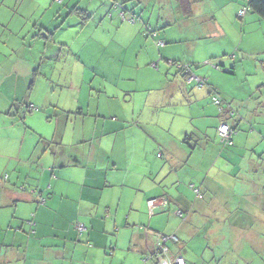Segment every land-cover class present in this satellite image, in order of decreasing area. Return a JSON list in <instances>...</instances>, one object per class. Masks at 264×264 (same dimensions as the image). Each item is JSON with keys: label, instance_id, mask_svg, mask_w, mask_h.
Here are the masks:
<instances>
[{"label": "crops", "instance_id": "0c3cea01", "mask_svg": "<svg viewBox=\"0 0 264 264\" xmlns=\"http://www.w3.org/2000/svg\"><path fill=\"white\" fill-rule=\"evenodd\" d=\"M25 1L0 0V64L5 66L3 70L0 66V264H160L161 261L156 260L154 255L160 243L159 234L176 238V241L166 242L168 260L180 256L185 264H196L194 256L182 253V236L178 235V231L188 222L189 215L184 217V213L188 210L191 212L193 205L190 206L191 202L183 194L170 193L168 188L165 191V187L174 186L176 180L172 175L162 180L161 172L153 168L156 165L154 152L157 141L153 138L155 143L150 146L149 139L136 138L140 133L133 132V129L139 130L140 126L145 128L148 124L139 115L135 117L130 114L131 119L127 117L130 111L128 102L135 97L131 96V91H122L117 82L132 81L130 74L120 69L115 77H102V72L99 74L104 79L100 81L99 77H95L96 93L90 95L92 105L89 103L86 107L87 117H90L91 109L96 116L91 126L86 125L80 97L71 94L73 90L68 92L72 97L66 111L62 99L55 107L61 108L62 114L67 115L58 131L54 128L56 131L52 133L43 132L25 126L34 120L39 126L49 123L44 120L48 119L46 114L51 105L36 97L42 85L40 81L43 83L46 80L41 66L43 63L50 65L51 59L58 60L56 55L49 54V50L53 48L62 51L65 47L64 41H56L54 36L65 28L68 17H77L79 21L73 24L74 42L92 22L89 42L92 43L91 47H103V43L108 46L110 52L107 64H135L136 68L131 67L135 72L148 63H157L159 72H169L171 66H161V55L159 60H154L153 45L146 51L145 61L135 58L133 63L128 51L134 47L137 40L133 39L137 38L141 27L132 26L135 21L129 26L114 28V23L117 26V22L125 21V17L117 12L107 13L105 18V11L97 7L93 10L79 8L77 4L71 9L65 6V11L49 13L41 0H33L38 9H21L19 6ZM62 1L58 0L60 4ZM39 8H42L41 11ZM213 20V30L221 33L219 37L224 38L225 31L220 29V21ZM66 27L69 31L72 28L68 25ZM156 37L159 38V34ZM140 46L139 41L138 52L144 48ZM127 48L128 51H125ZM34 49L38 51L35 54ZM160 49L164 55L169 51L166 47ZM172 59L174 63V60H181L175 57ZM184 63L195 64L189 58ZM177 73L174 83L180 92L175 91L170 97H178L180 101L173 100L171 106L178 104L190 114L187 117L189 124L184 129L193 132L188 134L182 131L186 136L182 142L177 138L179 141H175L173 148L171 143H166L164 148L170 153L172 150L179 151L182 156H186V162L190 158L189 152L193 155L198 148V144H195L189 149L187 141L192 140L195 131L201 135L202 130L212 128L215 137L219 138L220 147L227 151L219 153L217 148V153L212 154L216 149L214 144L209 146L210 138L206 137V145L201 142V163H197L194 175L203 176L200 189L201 200L205 202H201L200 208L204 210L205 216L208 215V219L214 209L210 204L214 200L210 196L213 197L214 192L223 189L219 176L225 179V186L232 177L233 166L238 165L240 172L244 159L259 162L253 144L259 145L262 135L257 136L251 128V133L242 138L238 129L235 131V127L223 123L220 118L209 122L206 107L210 91L194 87L185 90L187 85L181 68L177 69ZM73 78L74 81H81L78 79L79 73H75ZM23 80L25 83L22 85ZM77 93L79 95L80 91L77 90ZM220 94L226 96L224 92L220 91ZM103 97L104 101L101 100ZM19 106H23L21 116L18 114ZM38 106L42 112H35ZM74 107L78 110L76 112L80 124L77 120H70ZM101 112L110 121L101 118ZM225 112H230L228 116L234 113L230 108ZM157 124L158 121L152 123L155 126ZM222 124H227L232 131V146H222L224 144L218 132ZM77 126L80 128L79 133L76 132ZM140 142L142 153L138 154L137 145ZM248 144L252 147L248 148ZM147 145L150 146L149 152H146ZM246 153H249L248 158H245ZM169 157L173 159L176 156L169 154ZM261 157L260 164L263 160ZM227 159H232V163L237 165L229 164ZM174 162H170V169H176ZM253 163L248 165L250 186L241 190L246 193L250 188L249 194H245L247 201L238 202L237 207L227 215L229 222L239 228L252 223L264 225V165L259 164L257 167ZM260 173L263 179H255L253 175L258 176ZM210 174L216 180L215 183L210 179ZM191 183L190 187L195 188L192 180ZM160 192H163V196L159 195ZM206 196L208 198L204 200ZM151 201L155 202L153 206L149 205ZM165 210L175 218L158 216L155 221L157 214ZM76 223L85 226L81 234L75 229Z\"/></svg>", "mask_w": 264, "mask_h": 264}, {"label": "rangeland", "instance_id": "374dc122", "mask_svg": "<svg viewBox=\"0 0 264 264\" xmlns=\"http://www.w3.org/2000/svg\"><path fill=\"white\" fill-rule=\"evenodd\" d=\"M31 1L33 0H26L19 7L21 9L28 7L38 9L33 4L34 1ZM189 1L192 2L193 6L191 7L193 10L191 18L181 15L177 0H63L62 4L58 0H41L46 5L49 13L56 10L57 12L65 11V6H69V9H71L77 4L79 8H89L91 10L97 7L100 11H105V18L107 13L117 12L118 15L121 14L125 17V21L117 22V26L114 23V28L119 26L123 28L134 24L129 21L133 18L136 23L132 26L141 27L140 32L136 35L137 38L133 39L137 40L134 47L129 51L128 48L125 50L128 51V56L132 58L133 63H135V58L145 61V53L153 45L154 60H159L161 55L163 58L161 66L164 64L171 66V70L169 72L166 70L159 72L157 63L152 65L148 63L144 68L141 66L136 72L135 69H131V67L136 68L135 64L122 66L107 64V56L110 52L108 46L103 43V47H91L92 43L89 42V34L93 26L92 22H90L85 33L79 35L77 41L74 42L75 26L73 24H75V21H79L76 19L77 17H68L66 18L65 28L54 36L56 41H64L65 47L62 51L60 49V52L53 48L49 50V54L51 56L56 55L58 60L54 61V59H51L50 65L43 63L41 66L46 80L43 83L40 81L42 85H40L36 97L39 101L51 105L49 106L48 114H46L48 119L44 120V122L48 121L49 123L39 126L37 121L34 120L32 124L29 122L25 126L29 127L28 129L30 130L35 128L43 132L50 131L52 133L53 131H58V127L67 115L62 114L61 108L55 107L57 102L62 99V102L64 101V111H66L70 106L71 94L80 97V106L84 110L85 123L90 125L94 122L96 116L94 117L91 109L90 117H87L86 107L90 103V95H95L96 93L97 78L95 77H99L100 81L104 79L102 77L109 78V75L115 77V73L117 74L122 69V72L130 74L132 81H118L117 83L121 90L131 91V96L135 97L128 102L130 111L127 117L131 119L130 114L135 115V117L139 115L140 119L148 124L145 128L140 126L139 130L133 129V132L137 133L138 131L140 133L136 138L149 139L148 144L150 146L155 143L153 140L155 138L158 144L155 145L154 158L156 165L153 168L161 172L162 180L169 175L174 176V181L176 180L174 186H166L165 191L168 188L170 193L183 194V197H187L188 201L191 202L190 206L193 205L191 212L188 210L187 213H184V217L189 215L188 222H186L187 225L183 224V229L178 231V235L182 236L180 243V247L184 250L182 253L189 257L194 256L196 264H264V249L261 250L264 247V225L252 223L239 228L233 226L227 217L228 213L232 212L234 207H237L238 202L247 201L245 194H249L250 188L247 189L246 193L241 190H245V188L250 186L248 165L253 163V161L244 159L242 164L240 163L241 170L239 172V166L232 163L233 158L231 161L227 159L230 161L229 164L237 166H233L234 172L232 177H230V181L225 183V186V179L219 176L223 189L214 192V198L210 196L214 200V202L210 203L214 209L210 212L209 218L206 219L208 215L205 216L204 210L200 208L201 202L205 201H202V198L198 199L193 188L190 187L192 180L197 188H201L200 183L203 176H195L196 165L201 163V142L206 145V137L210 138L209 146L214 144L216 149L213 150L212 154L217 153V148H219V153L222 151L226 153L227 151L220 147L219 138L215 137L212 128L207 131L202 130L201 135H197L199 133L195 131V136L192 137V140L187 141L191 146H188L189 149L195 144H198V148L193 155L189 152L190 158L186 162H184L186 156H182L179 151L172 150L170 153L164 148L166 143H171L173 148L175 141L181 140L182 142L183 138L186 137L182 131H185L186 129L184 128L189 124L187 117L190 114L178 104L171 106L173 100H180L178 97L170 96L175 94V91L180 92V90H176L174 83L176 74H178L177 69L182 66H188L196 77L205 80L206 85L203 88L205 92H208V90L212 91L207 96L206 109L208 110L209 122L215 121L214 118H220L223 123H229V125L235 127V131L238 129V134L242 138L245 137V134L251 133V128H253V132L257 136L261 134L262 142L259 145L253 144V149L256 155L259 156V162L253 164L258 167L260 157L263 156L261 157V160L263 158L261 164L264 165V89L260 86L264 83V74L261 68V60L264 58V18L250 11H247L243 16H239L240 11L247 8V0ZM41 9L39 8V11ZM88 11L90 12V10ZM213 19L220 21V29L225 31L224 38L219 37L221 33L213 30ZM67 25L73 29L71 28L69 31L66 27ZM50 31L52 30L50 29ZM157 34H159V38L156 37ZM176 38H179V40H175ZM139 41L141 43L140 47L144 48L142 51L139 49L138 52ZM159 42L163 44L160 48H168L169 51L167 54L165 53L166 55L161 52L158 46ZM82 44H85V46ZM189 47L190 52H188ZM37 52L36 49L33 50L34 54ZM172 57L181 60H174L176 61L174 63L172 62ZM187 58L191 62H195V64L184 63ZM27 59L29 61L30 57L27 56ZM0 66L2 70L5 68L1 64ZM129 69L130 72L128 71ZM99 72L104 73V76L99 74ZM75 73H79L78 79H81V81H74L73 76H75ZM179 81L181 80L179 79ZM24 83L23 80L22 85ZM192 87H194V84L189 87L185 86V90ZM69 90L76 92L68 94ZM77 90L80 91L79 95ZM220 91L224 92L226 96L220 94ZM120 96L123 97L124 94L121 93ZM214 96L220 99L224 111H228L230 108L234 113L230 116H228L230 112L219 114L218 107L212 102ZM101 100L104 101V97ZM90 104L92 105V103ZM22 109L23 106L18 107L19 116L22 115ZM38 111H43L40 106L35 112ZM71 111L73 114L70 120L72 122L77 120L78 124H80V119H78L79 116H77L78 113L76 112L78 110L74 107ZM102 113H100V117L110 121L108 116ZM154 121H158L157 126L152 125ZM54 128L57 129L55 130ZM190 128L192 129L191 126ZM76 132H80L78 126ZM190 132H193V130L186 133L189 134ZM147 135L148 137H145ZM177 138L179 140H176ZM250 139L251 137L249 142ZM141 144L142 142L137 145L138 154L142 153ZM157 145L158 148L156 147ZM185 145H187L186 142ZM150 146L147 145L146 152H149ZM222 146L224 147V145ZM251 147V144H248V148ZM169 154L176 157L171 159ZM248 154L246 153L245 158H248ZM171 161L174 162L176 169L169 168ZM221 163L222 161L219 162V164ZM160 168L162 169L161 171ZM212 172L215 173V171ZM253 176L255 179L260 177L263 179V174L261 173L258 176L255 174ZM190 178L192 179L190 180ZM210 179L214 183L216 182L211 174ZM167 181H165V184L169 185ZM235 182H237L236 185L233 184ZM206 194L208 195V193ZM159 195L163 196V192H160ZM207 198L206 196L204 200ZM158 216H162V218L172 216L175 218L174 215L168 213V210L158 213L154 218L155 221ZM157 221L159 220L157 219ZM177 226L178 228L180 227L179 221Z\"/></svg>", "mask_w": 264, "mask_h": 264}, {"label": "built area", "instance_id": "2783aa9c", "mask_svg": "<svg viewBox=\"0 0 264 264\" xmlns=\"http://www.w3.org/2000/svg\"><path fill=\"white\" fill-rule=\"evenodd\" d=\"M244 14H245V10H241L240 16H243ZM129 21L134 23L133 18H131ZM162 45L163 44L161 42L158 43V46H162ZM181 70H182V73H183V76L185 79V83L187 86H191L194 84V88H197V89L202 88L204 86V80L199 78V77H196L188 66H182ZM212 102L215 106L218 107V112L221 113L222 108L220 107V105H221L220 99L218 97L214 96L212 98ZM218 132H219V136L221 138V142L224 145L230 146L232 144V142L230 141V137L232 134V131L230 130V128L226 124H222L219 127ZM193 191L198 196L199 190L197 188H193ZM154 203H155L154 201H151V202H149V205L153 206ZM75 229L79 234H81L82 232L85 231V226L83 224L76 223ZM158 237H159L160 243H159V246H158V248L154 254L156 260H158L159 262L161 261L160 264H185L183 258L180 256H177V257L173 258L172 260L167 259L168 249L165 246L166 242L176 241V238L172 237V236H165L162 234H159Z\"/></svg>", "mask_w": 264, "mask_h": 264}, {"label": "trees", "instance_id": "16d2710c", "mask_svg": "<svg viewBox=\"0 0 264 264\" xmlns=\"http://www.w3.org/2000/svg\"><path fill=\"white\" fill-rule=\"evenodd\" d=\"M177 3L179 5V10H180L181 15H183L184 17H187V18H191L192 17V9H191L192 2H190L189 0H177ZM242 10H245V14L247 13V11H250V12H252L254 14H257L259 17L264 18V0H247V8L246 9H242ZM261 68H262V71L264 73V58L261 60ZM205 85H206V83H205V80H204V86ZM204 86L202 88H204ZM261 87H263V89H264V83L261 85ZM202 88H199V89H202ZM209 93H212V91H210ZM220 107L222 108L221 105H220ZM224 112L225 111L222 108V112L221 113L218 112V113L219 114H223ZM230 141L232 142L231 137H230ZM232 145H233V142H232V144L230 146H232ZM224 146L229 147V145H224ZM193 187H195V186H193ZM195 188H197V187H195ZM197 189L199 191H198V196L197 195L196 196H197L198 199H201L202 198L201 189L200 188H197ZM168 252H169V249H168Z\"/></svg>", "mask_w": 264, "mask_h": 264}]
</instances>
